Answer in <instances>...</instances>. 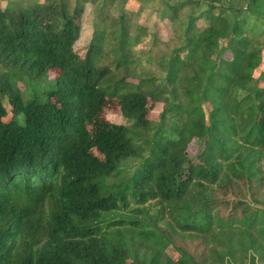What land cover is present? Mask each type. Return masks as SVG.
<instances>
[{
	"label": "trees",
	"instance_id": "obj_1",
	"mask_svg": "<svg viewBox=\"0 0 264 264\" xmlns=\"http://www.w3.org/2000/svg\"><path fill=\"white\" fill-rule=\"evenodd\" d=\"M89 1L99 0L0 6V264H206L173 242L178 232L223 238L217 263L233 264L238 244V264H256L248 250L264 242L263 211L241 203L239 218L220 216L211 189L264 178V39L245 33L264 0H244L247 12L232 0H160L174 20L205 5L162 57L161 77L136 74L129 0H100L86 52L74 48ZM51 73L53 85L23 97L18 82ZM113 103L128 123L105 118ZM151 200L149 222L111 217Z\"/></svg>",
	"mask_w": 264,
	"mask_h": 264
},
{
	"label": "rangeland",
	"instance_id": "obj_2",
	"mask_svg": "<svg viewBox=\"0 0 264 264\" xmlns=\"http://www.w3.org/2000/svg\"><path fill=\"white\" fill-rule=\"evenodd\" d=\"M33 0H0V6L8 5L14 7L16 3L20 5L31 4ZM70 7H73L76 0H64ZM82 2L84 0H81ZM160 0H129L127 8L131 10L130 16V31L131 34L141 35L140 45L135 54H138V58L143 59L140 67L138 68L137 75L150 76L156 75L161 77L163 72L161 71V60L162 57L173 48L174 45H180V38L185 24L188 21L189 16L198 15L202 10L205 9L203 4H192L188 5L179 10L176 20L172 19L170 11L161 5ZM97 3L100 0L93 3L91 1L83 3V13L80 21V33L79 37L74 43V48L85 53L94 30L97 24ZM232 6L241 8L242 12H247L246 3L244 0H232ZM240 11V12H241ZM110 12V10H109ZM237 13V17L242 16L243 13ZM111 16L118 15L116 9H112L110 12ZM260 17L249 16L246 20L245 33L248 37L259 40L264 39V11L259 12ZM202 23V21H200ZM144 34V35H142ZM148 51V56H143V53ZM54 74L51 73L48 76L37 77L34 74L25 76L22 82H18V86L21 87L24 98H29L33 92L39 93L40 89L46 88L53 85ZM3 105L7 110L5 120L12 118V105L8 99H2ZM105 118L116 123H128L127 119L122 115L119 107L116 103H113L108 110L105 112ZM195 147L191 148L192 153ZM138 158L127 159L123 162L122 173L130 175L132 170L138 163ZM260 165L262 167V176H264V160H261ZM112 181V180H110ZM211 193L214 195L216 202V211L220 216L223 217H234L239 218L242 215L243 208L241 203L248 204L261 209V216L264 219V178L255 180L253 185L245 181H238L230 187L225 193L222 189L213 186ZM132 201V200H131ZM131 205L128 208H121L116 213L112 214V219H117L121 216H140L139 218L143 221H148V217L154 215L159 208V205L153 200L148 201L144 205L140 206L141 212H135L132 210L138 204L130 202ZM236 215V216H235ZM149 222V221H148ZM161 227H165L163 222L159 223ZM240 227L239 225H237ZM119 228L124 232L126 229H130V226L115 227ZM254 231V230H253ZM255 232V231H254ZM171 239L176 245L184 248L186 251L194 255L196 258L205 259L206 264H225L217 263L214 256L211 253L212 249L217 250L223 255L227 256L225 240L220 239L221 243L215 242L209 237L195 232H178L177 234L171 235ZM260 236L257 233L253 234V238L257 239ZM259 249L257 247L249 248V254L255 256L256 264H264V242L261 243L262 239L259 238ZM246 246H249L248 244ZM235 253L231 261L233 264L244 262L245 253L240 250L239 245L234 246ZM247 254V252H246ZM262 254V256H261ZM251 255V256H252ZM174 256V255H173ZM228 257H230L228 255ZM227 258V257H226ZM234 258V259H233ZM227 260V259H226ZM247 264L248 260H245Z\"/></svg>",
	"mask_w": 264,
	"mask_h": 264
}]
</instances>
